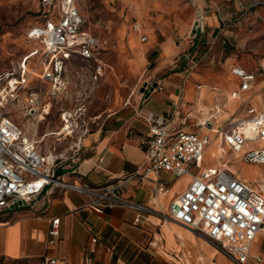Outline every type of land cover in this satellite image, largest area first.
Returning <instances> with one entry per match:
<instances>
[{
  "label": "crops",
  "instance_id": "1",
  "mask_svg": "<svg viewBox=\"0 0 264 264\" xmlns=\"http://www.w3.org/2000/svg\"><path fill=\"white\" fill-rule=\"evenodd\" d=\"M138 4L144 3L130 5L137 9ZM203 8L201 16L198 17V12L196 16L199 20L203 18L205 30L203 33L197 29L193 31L190 52H186V46L178 47L171 42L160 45L157 43L155 47V43L149 41L148 48H145L146 43L142 44L139 38L138 43L143 47L139 49L141 56H136L125 47V40L119 33L122 37L120 48L123 46L122 49L130 51L132 62L129 64L135 73L139 74L151 66V58H154V73L160 76V80L140 88L138 92H135V85L129 98L125 99L127 101L124 106L107 116V119L113 120L111 126L84 136L78 143L82 148L79 160L74 165L67 162L70 165L67 168L64 166L66 163L58 165L55 170L57 177L65 176L67 180H74L79 176L95 187L114 184L144 163L145 148L140 146V140L147 138L149 132L142 115L150 113L165 116L172 111L174 104H178L179 128L185 132H199L209 138L219 137L220 143L227 147L220 130L224 132L233 125L229 124L223 129L217 125L210 126L211 121L215 123L220 117L232 119L237 110L236 106L231 111L230 104L238 99L231 98V95L239 90L240 81L226 70L235 65H229V57L225 58L220 54L215 62L225 70L216 68L213 59L209 67L196 73L193 71L197 68L194 50L199 48L201 40L202 45L207 46L203 47L206 50L225 37L232 45L227 36L229 33L225 30V25L232 23L229 21L231 14H226L227 10L223 7L218 13L212 5L204 4ZM138 14L141 15V12ZM172 62L175 63L174 68L169 69ZM190 62L196 64L192 70L189 69ZM183 63L185 64L182 65ZM232 80L237 82H231ZM153 84H160L162 91L151 92ZM216 93H224L227 99H219ZM255 95H260L264 101V76L257 77L252 90L239 94V97L245 102H251V105L243 118L235 117L230 123L248 117L250 109L264 112L261 100L256 99ZM190 117L198 121L196 125L201 130L194 131L187 126ZM99 159L102 162L99 163ZM221 164L225 168L226 163L220 162L218 166L208 165L206 169L223 168ZM64 171L66 174L60 173ZM74 171L77 176L72 175ZM167 179L170 180L169 177ZM177 180L169 184L167 193L159 196L163 201L161 207L156 205L157 201L150 200V184L129 181L119 189L123 197L146 205L153 211L142 214L138 223H134L136 213L130 209L114 207L94 212L84 208L87 200L83 196L71 191L46 189L32 202L0 215V264H37L44 256L63 261L64 264H233L206 238L196 235L181 224L165 221L157 214L166 212L169 204L191 182L188 176ZM261 181L264 182V179ZM56 217L60 218V237L55 245L48 246L49 222ZM257 254L264 261L262 237L258 246L251 248L248 264H256L252 257Z\"/></svg>",
  "mask_w": 264,
  "mask_h": 264
},
{
  "label": "built area",
  "instance_id": "2",
  "mask_svg": "<svg viewBox=\"0 0 264 264\" xmlns=\"http://www.w3.org/2000/svg\"><path fill=\"white\" fill-rule=\"evenodd\" d=\"M222 7H216L220 12ZM41 26H31L26 39L39 42L43 48L38 52L40 60L37 67L42 69L41 80L51 85V94L55 95L66 89L63 79L65 65L72 58L95 61V77L101 76L104 66L98 56L104 49L100 40L84 30V20L76 7L75 0H40L39 12L48 16ZM233 18L230 15L229 21ZM236 18V16H234ZM223 21V19L221 18ZM233 21V20H232ZM226 22V21H223ZM238 24V23H237ZM196 29L204 32L203 18ZM134 30L137 31L134 26ZM142 43L147 38L140 40ZM189 69L196 64L190 62ZM33 69L29 73H33ZM21 66L19 72L27 73ZM230 74L240 81L237 92L232 93L236 99L242 92L252 90L257 77L264 76V60L257 71H248L239 66H232ZM30 74V75H31ZM0 215L15 210L14 205L21 203L20 208L43 191L60 189L71 191L86 198L84 208L99 212L106 208H127L136 213L134 223H138L142 214L152 213L150 207L138 204L123 197L119 189L129 181L152 185L150 200L168 192L169 184L181 177L188 176L191 182L186 190L178 195L168 206L166 212L157 214L163 220L175 222L189 228L196 235L202 236L233 264H248L252 243L258 235L264 241V190L258 183H247L239 180L228 168L206 169L198 174L193 170L210 144V138L199 132H185L177 122L178 104L165 116L153 114L142 115L147 123L149 136L140 140L145 148V160L133 172L125 174L117 182L95 187L77 176L67 180L65 176L57 177L58 165L71 162L75 164L82 155L81 139L88 135L89 129L83 120H74L69 112L61 114V127L58 136L77 137V143L70 160L61 155H44L38 150L36 142L26 137L5 113L4 107L9 99H15L23 87L26 78L17 80L14 74H0ZM162 86L156 84L151 92H161ZM11 101V100H10ZM27 116H46L50 104H42L38 92H28L25 97ZM248 117L240 120L223 134L225 145L235 153L242 150L246 143L261 144L258 149L244 152L241 160L246 164L264 166V112L248 110ZM218 132V131H217ZM102 162L101 159L98 160ZM167 177H169L168 180ZM48 246L55 245L60 237V218L50 220L47 231ZM256 264H263V258L257 254L252 257ZM37 264H64L63 261L40 258Z\"/></svg>",
  "mask_w": 264,
  "mask_h": 264
},
{
  "label": "rangeland",
  "instance_id": "3",
  "mask_svg": "<svg viewBox=\"0 0 264 264\" xmlns=\"http://www.w3.org/2000/svg\"><path fill=\"white\" fill-rule=\"evenodd\" d=\"M39 1L0 0V74L6 76L14 74L17 80L26 78L15 99H9L10 93L5 92L7 103L4 111L26 137L36 142L38 150L44 155H61L67 160L73 155L77 137L63 138L57 135L62 124L63 112L71 113L74 120H83L92 133L102 127L111 126L113 120L107 119V116L124 106L127 101L125 99L129 98L135 85H137L135 92H138L140 88L160 80V76L154 73V58H151V66L139 74H136L130 65L132 62L130 51L136 56H141L139 49L143 45L138 43L139 38H147L146 44L141 42L145 48H148L149 41H153L155 47L157 43L160 45L171 42L178 47L186 46V52H190L193 43L192 33L199 22L197 18L201 16L204 4L215 8L221 6L227 10L226 14L233 16L232 23L225 25L232 45L225 37L206 50L203 47L207 46L202 45L201 40L199 48L194 50L197 63L194 73L209 67L213 59L216 68L225 70L215 62L220 54L225 58L229 57V65L233 64L248 71H257L259 64L264 60V0H75L76 7L84 20L82 28L91 32L103 44L104 49L99 54L98 60L104 66V71L96 78L93 71L95 61L72 58L66 63L63 75L67 84L66 89L52 95L51 85L41 80L42 69L37 67L40 60L38 52L43 47L39 42L28 40L25 36L29 27L43 25L47 18L55 13L52 10L48 16L42 15L39 12ZM136 2L144 4H138L136 9L130 5ZM138 12H141V15ZM136 24L140 28L139 32L134 30ZM119 33L125 40V47L130 51L122 49L123 46L120 48L122 37ZM174 65L175 63L172 62L168 68L173 69ZM21 66L28 70L27 73L19 72ZM33 69L36 70L32 74L29 73ZM6 81H2L0 87H3ZM32 91L40 94L42 104H50L46 116L26 115L24 100L26 93ZM195 93L197 95V92H194V95ZM216 95L223 101L227 99L224 93H216ZM255 96L256 99L261 100L264 108L263 97ZM250 105L251 102H245L242 97H238L230 104L231 111L237 106L233 118H243ZM232 119L220 117L215 123L211 121L210 128L217 125L218 128L223 129L229 124L234 126L240 121L230 123ZM195 120L190 117L187 123V126L194 131L200 129L197 128L198 121ZM50 132L55 135L47 136ZM216 139L215 136L210 138L209 147L196 164L194 174L203 171L208 165L218 166L220 162H225L237 178L239 175L247 180L239 177L241 181L258 183L257 181L264 179L263 166L246 164L241 160L244 152L258 149L259 143H246L239 153H235L220 143L219 137L217 142ZM220 146H223L222 151H218ZM64 166L67 168L70 165L66 163ZM221 167H224V164ZM60 173L66 174L65 171ZM162 203V198L159 197L156 205L161 207ZM260 241L261 236L258 235L251 248L257 247Z\"/></svg>",
  "mask_w": 264,
  "mask_h": 264
},
{
  "label": "bare ground",
  "instance_id": "4",
  "mask_svg": "<svg viewBox=\"0 0 264 264\" xmlns=\"http://www.w3.org/2000/svg\"><path fill=\"white\" fill-rule=\"evenodd\" d=\"M135 27H136V29H138L137 30V32H139L140 31V28H139V26L136 24L135 25ZM141 40V39H140ZM141 42V41H140ZM111 68V67H110ZM204 87V86H203ZM206 87V86H205ZM198 89H200V88H198ZM212 90H215L214 88L212 89ZM231 98H233L232 97V95H231ZM203 123V122H202ZM201 130V129H200ZM52 135H55L54 133H52V132H50V133H48L47 134V136H52ZM223 136V135H222ZM223 144V143H222ZM223 147V146H222ZM222 147L220 146L218 149H219V151H222ZM222 165V164H221ZM225 168H228L227 167V165H225ZM228 169H230V168H228ZM232 169V168H231ZM258 182V184L260 185V187L264 190V182H260V181H257Z\"/></svg>",
  "mask_w": 264,
  "mask_h": 264
},
{
  "label": "water",
  "instance_id": "5",
  "mask_svg": "<svg viewBox=\"0 0 264 264\" xmlns=\"http://www.w3.org/2000/svg\"><path fill=\"white\" fill-rule=\"evenodd\" d=\"M156 87V84H153L151 91ZM21 203H17L16 205H14L15 209H17L18 206H21Z\"/></svg>",
  "mask_w": 264,
  "mask_h": 264
}]
</instances>
